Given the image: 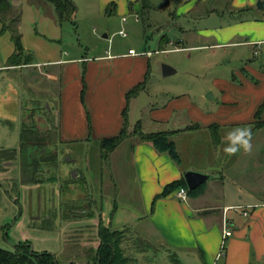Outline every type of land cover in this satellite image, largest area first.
<instances>
[{
	"label": "crops",
	"instance_id": "obj_1",
	"mask_svg": "<svg viewBox=\"0 0 264 264\" xmlns=\"http://www.w3.org/2000/svg\"><path fill=\"white\" fill-rule=\"evenodd\" d=\"M139 1L102 0V11L108 4L118 3L120 12H133L137 22L142 13ZM46 2L39 0L50 11ZM259 2H262L261 7ZM11 4L13 10H18L24 3L11 0ZM178 9L174 17H191L193 24L189 29L203 38L214 39L212 46L252 49L254 56H259L257 60L241 62L240 70L235 69L230 75L214 78L211 92L204 97L208 102L201 105L188 94L177 95L161 104H151L146 113L138 111L137 117L131 118L146 84L134 97L128 99L127 93L144 81L147 83L151 71V51L146 47H142L139 55H132L134 49H130L128 52L106 51L94 58H67L57 54L53 58L35 60L29 54L30 57H26L29 60L20 63H31L19 64L18 61L13 65L9 61L14 51L6 64L0 66V71L27 69L25 75L30 86L48 98L53 96L56 105L43 116L42 121L46 123L42 129L51 132L57 144L118 136L125 122L123 112L128 108L126 119L130 134L110 152L107 162L111 164L116 156L128 158L135 178L130 195L136 200L140 198L143 213L139 217L147 223L144 233L154 235L168 255H176V264H264V161H260L264 141L256 140L264 125L255 126L260 110V121L264 122V0H188ZM210 19H217L215 25L209 24ZM198 20H205L203 26L196 25ZM56 23V27L62 25L58 17ZM108 36L104 34L105 39ZM178 42L184 43L182 39L161 38V44ZM7 96L5 92L0 93L3 99ZM17 96H14L15 102ZM138 122L144 133L170 132L180 162L134 134ZM236 127L251 129L252 150L245 153L241 149L228 156L223 151L228 143L225 136ZM184 142L180 149L179 144L183 146ZM78 160L70 161L76 164ZM102 160L99 156L100 163ZM70 170L73 169L63 167L62 171L68 174ZM74 170L76 178L83 176L78 166ZM190 170L210 176L198 193L188 195L186 202H181L176 192L156 199L167 184ZM120 193L122 189L117 186L114 196ZM123 210L113 197L107 217L109 226L99 217L91 227L97 229L99 224H104L122 231V250L133 262L137 256H133L131 247L143 257L145 250L154 247L155 242L138 234L137 239L144 242L137 248V239L129 228L131 221L124 217ZM89 215V212L79 211L67 216L77 219ZM225 223L232 234L226 240L223 255L218 257Z\"/></svg>",
	"mask_w": 264,
	"mask_h": 264
},
{
	"label": "rangeland",
	"instance_id": "obj_2",
	"mask_svg": "<svg viewBox=\"0 0 264 264\" xmlns=\"http://www.w3.org/2000/svg\"><path fill=\"white\" fill-rule=\"evenodd\" d=\"M73 1L76 5L73 18L56 27L57 16L51 3L46 2L51 9L47 11L39 0H22L23 6L12 12V17L19 14V19L15 23L8 22L21 35L23 56L31 54L35 60L53 58L57 54L67 58H94L106 51L128 52L134 49L135 52H141L142 47H146L151 51V71L145 92L140 95L132 111V119L137 117L138 111L146 113L151 104H161L177 95L188 94L200 105L208 102L204 97L211 92L214 78L230 75L233 70H240L241 62L253 58L257 60L259 57L254 56L252 49L212 46L214 39L194 34L189 29L193 24L191 17L173 15L188 0H150L151 3L140 0L142 13L137 22L133 12H120L121 5L118 3L108 4L103 12L102 0ZM123 16L127 19L125 23L122 22ZM204 22L205 20H198L196 25L203 26ZM215 22L217 19H210L209 24L215 25ZM2 23L0 19V31ZM121 29L126 35L119 34ZM12 30L0 33V66L6 64L7 58L16 49ZM105 33L109 34V38H104ZM163 36L182 39L184 43L161 44ZM52 38L57 40L51 41ZM162 49L167 50L161 51ZM163 65H169L175 72L164 76ZM26 70L0 71V93L8 94L6 99L0 97V149L17 150V157L5 162L12 163V166L6 167L4 163L0 168V248L11 250L15 244L29 242L38 252L54 254L60 264H94L100 244V224L97 229H92L91 225L99 217H103L104 223L109 226L107 217L110 201L114 197L123 206L124 217L131 221L129 228L132 229V235L137 239L140 234V237L155 242L154 247L145 250L143 257H139V251H134L131 247L137 260H129L128 264H176V255H168L154 235L144 233L147 223L139 217L143 213L140 198L136 200L130 195L135 186V178L128 158L116 156L111 164L102 160L100 140L68 144L48 142L49 145L43 147L45 149L33 146L28 148L35 159L38 157L37 150H52L58 154V167H50L45 163L38 165L44 177H49L50 173H58L62 165L69 169L78 166L83 176L75 182L77 196L69 192L63 195L59 185L54 182L41 184L39 187L23 183V160L26 159L27 152L23 154L20 149L22 116L33 110L37 115H34L35 118L41 121L48 109L55 108L56 105L52 100L53 96L48 98L30 86ZM15 95H18L17 102ZM25 119L29 123L36 122V119ZM45 123L40 124L39 128L42 129ZM40 133L45 135L43 129ZM256 140L264 141V130L259 132ZM179 145L182 149L185 142L183 146ZM260 152L264 153L263 147ZM76 157L79 158L76 164L69 160L77 159ZM260 161H264V154L260 156ZM117 186L122 189V193L114 196ZM81 197L89 198V202L78 200ZM73 198L78 200L73 205L80 207L82 212H89L88 217L74 219L67 216L74 212L72 205H69L72 203H68ZM94 215L97 217L92 220ZM135 242L137 248H140L144 241L137 239Z\"/></svg>",
	"mask_w": 264,
	"mask_h": 264
},
{
	"label": "trees",
	"instance_id": "obj_3",
	"mask_svg": "<svg viewBox=\"0 0 264 264\" xmlns=\"http://www.w3.org/2000/svg\"><path fill=\"white\" fill-rule=\"evenodd\" d=\"M50 2L57 13L58 21L62 24L64 21H69L73 18L76 12V5L73 0H46ZM12 4L11 0H0V19L3 22L0 33H3L8 30H12L13 27L10 26L9 22H16L19 19V14L12 17ZM12 18V19H11ZM9 20V22H8ZM14 31V32H13ZM13 37L15 40V53L10 58V64H16L19 61V64H28L31 62H23L20 61H28L29 59H23V46L21 43V35L17 33L15 29L12 30ZM146 81L142 84H139L132 88L127 93V98H131L136 96L145 86ZM128 108L126 107L123 115H124V125L118 136L103 138L100 141V147L102 150L103 159L107 160L109 158V154L113 151L126 137H128V124L126 119V113ZM35 111H32L28 116V119H33ZM261 118V110L256 114L257 122L255 124L256 127H261L264 125V122L260 121ZM198 127V126H196ZM35 122L29 123L24 118L22 119L21 126V134H20V149L24 153L27 152L26 159L23 160V168H22V179L25 184H35L39 182L38 176L42 174V171L39 169L38 165L41 163H45L51 167L54 161L58 159V154L53 152L52 150H47L48 153L42 152V150H37V158H33V152H28V148L30 146L39 147L42 149L43 147H47L49 145L48 142L54 143V139L52 138V133L48 130H44L45 135L43 136L40 133ZM134 134L138 135L140 139L144 142H151L154 147L161 153H168L171 158L180 162V156L177 152L176 145L174 141L170 138V132L167 131H159V132H151L144 133L141 129V123L138 122L134 127ZM45 149V148H43ZM17 157L16 149H0V168L4 166L5 162L13 161ZM184 187L188 189L184 176L180 179L175 180L169 184H167L163 191L156 196L157 198L166 197L169 194L176 192L179 188ZM202 185L199 186L195 190L188 189V195H195L200 191ZM124 233L122 231H118L112 229L104 224H100L99 226V237L100 244L97 249V261L94 264H128L129 258L123 255V250L121 249V243L123 239ZM0 264H60L56 256L50 252H38L33 249L32 245L29 242H20L15 244L11 250L0 248Z\"/></svg>",
	"mask_w": 264,
	"mask_h": 264
},
{
	"label": "flooded vegetation",
	"instance_id": "obj_4",
	"mask_svg": "<svg viewBox=\"0 0 264 264\" xmlns=\"http://www.w3.org/2000/svg\"><path fill=\"white\" fill-rule=\"evenodd\" d=\"M32 111L33 110L27 111V114L24 115V116H22V118L23 119L24 118H28V116L31 114ZM34 115H35V113H34ZM35 116H37V115H35ZM35 116L33 117V119H36V122L35 123H36L38 129H40L39 128V125L40 124L44 125V121H42V120L39 121V119L35 118ZM42 152H44V150H42ZM46 152H48V151L46 150L44 153H46ZM62 159H64V158H62ZM69 160H74V159L72 158V159H69ZM59 163H60V161H59V157H58V159H56L54 161L53 165H51V166L58 167L59 166ZM63 167L64 166L62 165V169H60L58 173H50V174H48L49 177L46 176L47 178L44 177V176L39 175L38 176V180H40V181L37 182V183H35V184H33L34 187H39L41 184H46V183H52V184L55 183L56 185H59L58 187L61 189L63 195H64L65 192H69L71 195H76L77 196V191L78 190L76 189L75 182L77 180H80L81 177H78V178L75 177V170L74 169L73 170H70L69 174H64L63 171H62L63 170ZM71 197H74V196H71ZM78 200H80V201L86 200L87 202H89V198L83 199L81 197ZM78 200H77V198L76 199L73 198V199H69V201H68V203L69 202L72 203V204H69V205H72L71 209H74V214H75V212H79L80 210H82L80 207H77L76 205H73V204H77L78 203ZM64 203H66V202H64ZM64 203H63V205H65ZM68 203H66V205Z\"/></svg>",
	"mask_w": 264,
	"mask_h": 264
},
{
	"label": "clouds",
	"instance_id": "obj_5",
	"mask_svg": "<svg viewBox=\"0 0 264 264\" xmlns=\"http://www.w3.org/2000/svg\"><path fill=\"white\" fill-rule=\"evenodd\" d=\"M225 139L228 143L223 151L228 156L235 155L241 149H243L245 153H250L252 150V132L250 128L236 127L226 133Z\"/></svg>",
	"mask_w": 264,
	"mask_h": 264
},
{
	"label": "water",
	"instance_id": "obj_6",
	"mask_svg": "<svg viewBox=\"0 0 264 264\" xmlns=\"http://www.w3.org/2000/svg\"><path fill=\"white\" fill-rule=\"evenodd\" d=\"M258 6L261 7L262 2H259ZM162 71H163L164 76L173 74L175 72V70L169 65H163ZM184 178L188 186V189L195 190L199 186L204 184L210 178V176L208 174H203L200 172L190 170V171L185 172Z\"/></svg>",
	"mask_w": 264,
	"mask_h": 264
},
{
	"label": "built area",
	"instance_id": "obj_7",
	"mask_svg": "<svg viewBox=\"0 0 264 264\" xmlns=\"http://www.w3.org/2000/svg\"><path fill=\"white\" fill-rule=\"evenodd\" d=\"M123 21L125 22L126 19L124 18ZM119 34L121 35H126V33L124 32V30L119 31ZM132 55H139L138 52H135L134 50L131 52ZM176 196L178 199H180L183 202H186L188 200V189L181 187L176 191ZM231 232L230 230H228L227 224L225 223V229L223 231V239H222V244H221V250H220V254H218V257H221L223 255V251H225V247H226V240L228 237L231 236Z\"/></svg>",
	"mask_w": 264,
	"mask_h": 264
}]
</instances>
